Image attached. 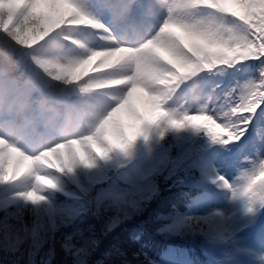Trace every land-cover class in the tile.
Returning <instances> with one entry per match:
<instances>
[{
	"label": "snow or ice",
	"instance_id": "6c2138e0",
	"mask_svg": "<svg viewBox=\"0 0 264 264\" xmlns=\"http://www.w3.org/2000/svg\"><path fill=\"white\" fill-rule=\"evenodd\" d=\"M0 35L24 52L71 50L68 63L34 59L105 102L82 135L27 148L0 136V264L76 254L66 226L82 200L58 199L63 177L161 121L206 138V175L243 214L235 227L264 242V0H0Z\"/></svg>",
	"mask_w": 264,
	"mask_h": 264
},
{
	"label": "clouds",
	"instance_id": "9594fccd",
	"mask_svg": "<svg viewBox=\"0 0 264 264\" xmlns=\"http://www.w3.org/2000/svg\"><path fill=\"white\" fill-rule=\"evenodd\" d=\"M34 58L68 63L73 53L47 47L24 52L0 35V136L27 148L90 131L103 115V97L54 80Z\"/></svg>",
	"mask_w": 264,
	"mask_h": 264
},
{
	"label": "rangeland",
	"instance_id": "374dc122",
	"mask_svg": "<svg viewBox=\"0 0 264 264\" xmlns=\"http://www.w3.org/2000/svg\"><path fill=\"white\" fill-rule=\"evenodd\" d=\"M111 193H112L111 190H106L105 195H110ZM235 207H237V204L235 205Z\"/></svg>",
	"mask_w": 264,
	"mask_h": 264
}]
</instances>
